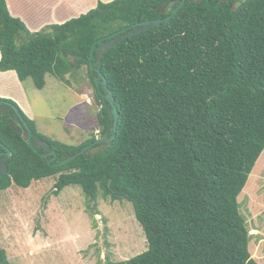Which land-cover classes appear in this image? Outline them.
<instances>
[{
  "label": "trees",
  "instance_id": "obj_1",
  "mask_svg": "<svg viewBox=\"0 0 264 264\" xmlns=\"http://www.w3.org/2000/svg\"><path fill=\"white\" fill-rule=\"evenodd\" d=\"M111 0L62 23L31 32L0 0V71L13 70L37 89L86 69L101 106L96 126L114 138L65 163L75 146L36 131L56 153L48 164L0 115V152L12 153L0 192L56 176L55 191L79 185L99 214L98 191L126 199L147 248L104 264H259L238 196L264 150V0ZM110 47L92 64L106 78L116 107L110 120L90 69V49L144 20L164 19ZM115 126V129H114ZM4 146V147H3ZM51 156H48L50 158ZM0 264H8L0 247Z\"/></svg>",
  "mask_w": 264,
  "mask_h": 264
},
{
  "label": "rangeland",
  "instance_id": "obj_2",
  "mask_svg": "<svg viewBox=\"0 0 264 264\" xmlns=\"http://www.w3.org/2000/svg\"><path fill=\"white\" fill-rule=\"evenodd\" d=\"M75 1L79 3L54 0L55 18L79 15L92 3L88 0L86 6L77 8ZM20 83L24 96L17 106L41 134L77 146L97 127L101 106L95 102L85 68L71 71L65 80L47 76L42 89H37L31 78ZM55 183L56 176H49L26 188L11 186L0 192V247L6 251L8 264H104L108 259H129L147 248L130 201L104 198L99 190L94 225L81 187L69 185L56 192ZM238 202L251 234V257L264 264V150Z\"/></svg>",
  "mask_w": 264,
  "mask_h": 264
},
{
  "label": "water",
  "instance_id": "obj_3",
  "mask_svg": "<svg viewBox=\"0 0 264 264\" xmlns=\"http://www.w3.org/2000/svg\"><path fill=\"white\" fill-rule=\"evenodd\" d=\"M185 0H176V3L179 2V4L176 6L173 12H175L184 2ZM168 17L164 19H154V20H144L141 22H138L134 25L125 27L119 31L114 32L113 34L103 38L97 45V42H94V44L91 46L90 49V69L95 70L98 73V77L94 78V82L96 86L98 87V91L101 94L102 100L108 110V114L110 116V120L114 122V125L116 126L117 123V113H116V107L113 105V100H112V92L108 88L107 85V80L106 78L100 73V71L95 68L92 64V57L94 54H96V60H99L102 55L107 51L110 47L118 43L119 41L132 36L134 34H137L141 31H144L146 29H149L150 27L160 23L161 21L168 19ZM4 105V106H3ZM15 111L17 112L18 108L17 106L13 105L10 102H0V115L5 114V112L8 111ZM18 114V112H17ZM7 123L15 129L24 139V141L34 150L39 151V149H44L46 152L41 153V156L46 159L48 164H52V161L56 159V153L52 150L50 144L40 138V137H33L31 133V129L27 122L23 118H8ZM114 126V129H115ZM114 138L113 136H108V132L105 131L103 135L99 138H96L93 142L84 145L79 151L73 153L70 156H67L57 162V165H64L65 163L69 162L70 160L74 159L75 157L79 156L80 154L84 153L88 149L92 148L93 151H98L104 146L110 142ZM4 147V146H3ZM12 153L9 149L4 147V151L0 153V176L5 174L7 172V169L5 168V165L8 161V159L11 157ZM48 156H51L48 158Z\"/></svg>",
  "mask_w": 264,
  "mask_h": 264
},
{
  "label": "crops",
  "instance_id": "obj_4",
  "mask_svg": "<svg viewBox=\"0 0 264 264\" xmlns=\"http://www.w3.org/2000/svg\"><path fill=\"white\" fill-rule=\"evenodd\" d=\"M29 1V2H27ZM59 3V0H56ZM88 0H79V3L75 1L74 7H84L86 6ZM108 2L111 0H92L91 4H88L86 7L81 9V13H85L89 9L96 6L97 2ZM9 12L12 16L21 19L29 31L35 32L39 31L42 28L54 24L62 23L68 18L61 17L55 18L54 11H56L57 5L53 1L41 0V1H32V0H6ZM58 11V9H57ZM39 12H44L50 17H45ZM78 15H75L76 17ZM1 57V54H0ZM23 87L17 77V74L13 70L9 71H0V97L13 100L16 104H21L23 100ZM18 104V105H19Z\"/></svg>",
  "mask_w": 264,
  "mask_h": 264
},
{
  "label": "flooded vegetation",
  "instance_id": "obj_5",
  "mask_svg": "<svg viewBox=\"0 0 264 264\" xmlns=\"http://www.w3.org/2000/svg\"><path fill=\"white\" fill-rule=\"evenodd\" d=\"M4 106V105H3ZM18 112V111H17ZM17 112H15V111H13V110H11V111H8V112H5L6 114H7V116L9 117V118H12V119H14V118H23L24 119V117L23 116H21V114L18 112V114H17ZM25 120V119H24ZM92 135H94V140L96 139V138H99V137H101L102 135H103V133L101 132V129H100V127H99V130H93V132H92ZM92 135H90V136H92ZM33 137H35V136H33ZM93 140V141H94ZM2 152V151H1ZM0 152V153H1Z\"/></svg>",
  "mask_w": 264,
  "mask_h": 264
},
{
  "label": "clouds",
  "instance_id": "obj_6",
  "mask_svg": "<svg viewBox=\"0 0 264 264\" xmlns=\"http://www.w3.org/2000/svg\"><path fill=\"white\" fill-rule=\"evenodd\" d=\"M99 127H95V130H97Z\"/></svg>",
  "mask_w": 264,
  "mask_h": 264
}]
</instances>
